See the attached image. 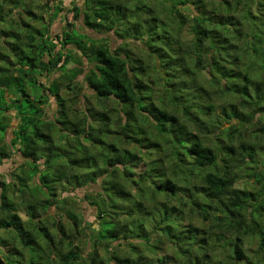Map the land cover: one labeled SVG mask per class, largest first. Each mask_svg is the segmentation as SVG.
I'll return each instance as SVG.
<instances>
[{"label": "trees", "instance_id": "trees-1", "mask_svg": "<svg viewBox=\"0 0 264 264\" xmlns=\"http://www.w3.org/2000/svg\"><path fill=\"white\" fill-rule=\"evenodd\" d=\"M36 1L0 0V264H264V0Z\"/></svg>", "mask_w": 264, "mask_h": 264}, {"label": "rangeland", "instance_id": "rangeland-1", "mask_svg": "<svg viewBox=\"0 0 264 264\" xmlns=\"http://www.w3.org/2000/svg\"><path fill=\"white\" fill-rule=\"evenodd\" d=\"M29 1H33V0H29ZM34 1L36 2L37 5H39V3L36 0H34ZM74 2L77 3V5H79V6H81V5L83 6V4H84V0H63V4H64L65 9L71 8L72 5L74 4ZM26 5L29 6V3H26ZM43 15H44L45 19L47 20L46 14L42 13L40 11V16L43 17ZM25 18L27 19L26 16H25ZM64 18H67L69 21H73L74 20L73 13H70V14L65 15V16L63 14H61L57 18L56 22L52 26L53 35L58 34L59 32H61L62 24L64 22ZM78 25H80V24H78ZM89 32L91 33V31H89ZM24 37H22V38H24ZM97 37L100 38L102 36L101 35H97ZM11 40H13V36L10 37L8 40L6 39V41H11ZM114 42H115V40H114ZM79 79L81 80L82 77H80ZM40 81L43 82V83H46L45 78H41ZM37 94H40V90H38ZM84 96L85 97L87 96L89 100L87 101V99L85 98V101H84V99L81 98L82 100L75 105V109H77L79 111H81V110L83 111V110H85L86 107H90L91 104L95 105V103H96L95 99H93V97L91 96V92H90L89 89H87V87H85V95ZM51 106H53V107L51 108ZM44 110H45V113H46V118L52 119L56 115L58 107H57L56 102H55V100L53 98L50 99V105L47 108H44ZM23 162H24V160L21 158V156H19V155L13 156L10 160L6 161L4 169L8 170V167H11L12 169L10 168L11 170H9V172H8V174H9L13 170H15L18 166H20ZM140 169L141 170L144 169L143 165H140L137 170H140ZM4 172H7V171H4ZM4 179L5 180H9V177L7 176V174H5ZM236 187L237 188H245L246 187L247 189L254 191V190L260 189L261 186L260 185L258 186L255 183H253L250 180V178L243 177L242 179H239L237 181ZM98 189H99L98 185H93L92 184L91 186L86 187L84 189H77V190H75L72 193H70V192L64 193L65 196L70 195V196L76 197L78 199L79 206H80V208H79L80 211L84 215L85 220L89 221L91 223L95 222V220H96V212L89 205V203L85 200V195L86 194H93ZM51 212L54 213L55 210L52 209ZM94 227L97 228L98 225L94 224ZM82 243H83V246H84L85 245L84 242H82ZM258 247H259L258 241L253 242L251 244H246L245 245V250H246L247 255L252 257L255 254V252L258 250ZM88 252H89V250H87L84 255H87ZM164 252H166L165 249H164ZM32 254H33L32 252L31 253L28 252L29 261H28V259H27L28 257H27L26 258L27 259V263L26 262L24 263V260H23V261H21V264H31V262H34V261L37 262L35 264H48V261L45 258H43L42 254H40V253L33 254V255ZM15 256H17V255H14V257Z\"/></svg>", "mask_w": 264, "mask_h": 264}, {"label": "crops", "instance_id": "crops-1", "mask_svg": "<svg viewBox=\"0 0 264 264\" xmlns=\"http://www.w3.org/2000/svg\"><path fill=\"white\" fill-rule=\"evenodd\" d=\"M56 22V21H55ZM54 22V23H55ZM51 33H53V31H52V28H51ZM46 80V79H45ZM53 106H51V108H52ZM9 115H14V113H11V112H9L8 113ZM18 124H19V121L18 120H16V119H14L13 121H12V124H11V126L9 127V129H7V131H6V133H5V141L6 142H9V141H11V139L13 138V131H14V129L18 126ZM6 163V162H5ZM5 163L2 165V166H0V181H4L5 179H4V177H5V174H7V176H9L10 175V173L8 174V172H9V170H11L12 168L11 167H8V170H6V169H4V166H5ZM3 168V169H2ZM11 168V169H10ZM4 171H7V172H4ZM5 174H4V173Z\"/></svg>", "mask_w": 264, "mask_h": 264}]
</instances>
